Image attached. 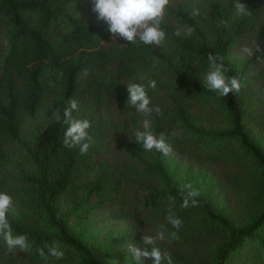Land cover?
Masks as SVG:
<instances>
[{"label":"trees","instance_id":"obj_1","mask_svg":"<svg viewBox=\"0 0 264 264\" xmlns=\"http://www.w3.org/2000/svg\"><path fill=\"white\" fill-rule=\"evenodd\" d=\"M77 1L0 0V178L6 169L9 150L25 147L22 137L25 123L37 120L46 109L55 108L62 124L57 134H38L37 148L30 150L35 173L23 175L33 207L55 233L25 227L8 216L13 234L27 235L32 252H37L38 248L47 250L45 245L58 242L81 256L78 264H106L81 240L70 235L65 217L58 216V201L72 188L75 172L83 159L78 148L63 145L67 128L63 113L68 101L75 99L78 110L73 114L90 110L109 116L115 125H142L145 118L155 119V112L145 117L130 108L122 114L121 107L128 98L126 85H142L154 65L161 64L175 76L173 84L177 96L167 84L158 82L155 89L148 88L147 94L150 106L165 95L167 105L172 107L165 115L166 133L180 128L183 133L175 141L190 155L208 161L225 159L227 163H239L241 176L255 184L254 189L262 198L261 211L257 210L260 212L247 225L239 227L215 213L207 202L198 201L209 224L227 234L226 242L216 247L215 264H231L233 258L242 257L247 242H258L264 250V240L257 237L264 230V151L245 130L244 112L237 93L221 97L205 84H199L192 72L180 70L176 63V60L192 58L204 65L208 64L209 53L219 54L229 69L226 75L239 79L228 61V54L236 41L250 37L260 49L256 55L264 56V0H240L251 13L243 17L234 15V0H203L197 8L199 16L191 15L194 9L189 8L186 0L174 1L161 24L166 39L160 46L142 42L123 46L126 42L121 38L112 40L105 22L96 17L89 20L76 16L77 11L72 8ZM221 21L225 23L222 25ZM187 27L194 29L191 36L185 34ZM177 28L181 29L180 36L174 34ZM200 100L216 104L198 105V109L190 104ZM183 102L198 111L201 119L225 120L228 116L229 130L213 131L192 125ZM234 140L245 154L234 151ZM121 160L124 170H120L114 160L108 173H102L92 183L91 190L110 197L111 212L116 217L130 215L141 220L151 208L160 205V200L142 203L136 180L160 175L163 166L161 160L156 159L152 171L134 170L128 166L127 158ZM173 195L182 203L181 195ZM253 258L247 260V264H264L263 254ZM9 259L10 254L0 237V264H9Z\"/></svg>","mask_w":264,"mask_h":264},{"label":"rangeland","instance_id":"obj_2","mask_svg":"<svg viewBox=\"0 0 264 264\" xmlns=\"http://www.w3.org/2000/svg\"><path fill=\"white\" fill-rule=\"evenodd\" d=\"M174 1L182 0H172V3ZM186 2L189 8L197 9L203 0H186ZM93 7V0H78L72 9L77 11L76 16L91 20L97 18V14L92 10ZM255 43L250 37L239 39L231 47L228 61L239 75L242 85L237 93V99L244 112L245 130L264 151V64L258 62L260 58L256 55L258 51H254L252 57L240 53L242 46L247 45L254 49ZM176 63L180 70L192 72L196 81L204 84L208 64H199L192 58L176 60ZM153 80L167 84V88L170 87L171 92L176 95L173 84L176 78L161 64H155L154 69L143 79L142 85L146 86V92L149 82ZM155 101L152 103L153 107L159 106L161 112L155 113L156 120L150 117L148 119L151 121L154 134L159 136L163 133L166 143L171 146L172 151L167 156L155 150L145 151L142 145L135 142L134 133L142 130L140 124L115 125L109 116L96 114L90 110L73 114L75 118L90 121L91 127L88 133L92 142L88 152L82 155L83 159L75 172L72 188L58 201V216L65 217L70 235L81 240L106 264H137L134 256L129 253L127 245H141L142 235H155L161 226L168 232L174 231L166 221L171 206L173 212L183 222L177 233L179 239L158 241L157 246L170 253L173 264H215L216 247L226 242L227 234L213 224H209L199 204L198 208H183L182 203L173 193L181 195L182 192L187 191L185 185L191 184L199 191L197 201L207 202L215 213L227 219L235 227L247 225L257 212L261 211L259 205L262 198L257 190L255 191V184L241 176L242 167L239 163H227L225 159L208 161L180 149L175 139L183 133L181 129L178 127L172 129V132L179 133L177 137L166 133L168 122L165 115L169 110L172 111V107L167 105L165 95ZM183 104L187 108L185 114L192 125L213 131L229 130L228 116L225 120L201 119L202 116H198V111L193 109H198V105H215V101H191L190 104H195L193 108L190 104L188 106L187 102ZM130 108L131 105L127 106L125 103L121 107L122 114ZM61 125L55 108L46 109L37 120L25 123L22 128L25 147L9 150L6 169L0 178V192L7 193L13 198L16 209V214L9 213V217L18 224L33 227L47 234H54L55 230L46 225L44 217L33 207L27 191L29 185L23 175L35 173L36 168L30 158V150L37 148L38 134L41 133L43 136L47 133L57 134ZM233 146L236 153L239 151L245 154L237 140L233 141ZM123 158H127L128 166L134 170L152 171L156 159H160L163 166L160 175H153L146 180H136L137 193L142 203L154 199L160 200V205L151 208L141 220H136L130 215L116 217L111 212L110 197L108 195L103 197L91 190L92 183L102 173H108L114 160L119 169L124 170L125 164H122L121 160ZM257 237L264 240V230ZM60 248L64 256L60 259L49 257L47 264L79 263L81 256L75 250L63 245H60ZM7 252L10 254L9 264L26 262L45 264L38 253L31 250L10 253L7 249ZM45 252L47 253V250ZM261 254L264 255V250L258 242H247L242 257L233 258L231 264H247V260ZM141 264H151V262L144 260Z\"/></svg>","mask_w":264,"mask_h":264},{"label":"clouds","instance_id":"obj_3","mask_svg":"<svg viewBox=\"0 0 264 264\" xmlns=\"http://www.w3.org/2000/svg\"><path fill=\"white\" fill-rule=\"evenodd\" d=\"M172 0H93V12L97 14L99 21H103L108 25V31L112 40L116 37L121 38L127 44H136L142 42L145 45L160 46L166 39V33L161 28L167 9L170 7ZM234 15L238 17L249 16L251 13L245 4L240 0H234ZM192 16H199L198 9H194ZM225 22L221 21L223 25ZM194 29L187 27L185 34L191 36ZM176 36L181 35V29L177 28L174 33ZM103 42V41H102ZM104 43V42H103ZM259 47L255 48L244 45L240 48V53L248 57H252L254 51H259ZM208 71L204 78L206 87L221 97H227L230 93H238L241 89V82L236 76H228L229 71L225 65L224 57L219 54L209 53ZM260 64H264V56L258 58ZM87 75V72L84 73ZM127 106L131 105L137 113L143 114L145 117L151 116L153 112L159 114L161 109L159 106H150L151 100L145 90V87L138 83H128L127 85ZM149 87L156 88V81H150ZM78 110V102L75 99L68 101V107L65 108L64 124L67 128L63 134V145L66 148L78 147L82 155L88 152L92 138L89 136L88 130L91 123L88 119H78L73 116V111ZM178 132H171L170 136L177 137ZM135 142L142 145L145 151L155 150L167 156L171 153V146L166 143L163 133L159 136L152 131L151 121L145 118L142 121V130L134 133ZM186 192L181 193V207H196L199 191L194 189L191 184L185 185ZM9 213L15 215L16 209L13 205V198L7 193L0 192V237H2L8 251L10 253L27 252L30 250L27 235H14L11 224L9 222ZM166 221L171 225L174 231L168 232L166 228L161 226L155 235H142L141 245H127L129 253L134 256L137 264L141 261L148 260L151 264H173L169 252L161 250L157 246L158 241L178 240V232L182 227V220L176 216L172 207L168 209ZM44 248H38L36 251L41 259L47 264L49 257L60 259L64 256L58 242L45 245Z\"/></svg>","mask_w":264,"mask_h":264}]
</instances>
